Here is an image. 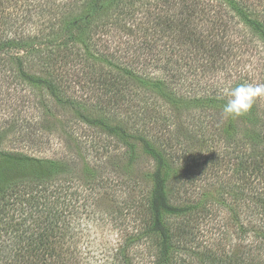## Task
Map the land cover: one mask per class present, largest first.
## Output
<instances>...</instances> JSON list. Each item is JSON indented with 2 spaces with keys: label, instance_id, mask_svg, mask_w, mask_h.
Listing matches in <instances>:
<instances>
[{
  "label": "trees",
  "instance_id": "obj_1",
  "mask_svg": "<svg viewBox=\"0 0 264 264\" xmlns=\"http://www.w3.org/2000/svg\"><path fill=\"white\" fill-rule=\"evenodd\" d=\"M254 47L264 60V0H0V71L37 115L2 135L59 146L0 147V264H264V98L222 111L226 89L264 83V61L258 75L242 58ZM178 149L219 178L214 199L180 186L174 201ZM141 157L135 225L95 257L81 214L111 223L113 183L143 182L110 174Z\"/></svg>",
  "mask_w": 264,
  "mask_h": 264
},
{
  "label": "rangeland",
  "instance_id": "obj_2",
  "mask_svg": "<svg viewBox=\"0 0 264 264\" xmlns=\"http://www.w3.org/2000/svg\"><path fill=\"white\" fill-rule=\"evenodd\" d=\"M246 53L248 54L243 55L242 58L249 59L245 63L248 67L255 68L254 73L259 75L260 65L264 61L263 54L260 53L259 49H257L256 47ZM2 66L3 65L0 64V69L2 68ZM11 73L5 70L0 71V138H4L3 144L2 146L0 145V147L7 149H17L21 147L20 149L41 157L56 156L59 152V146L56 142V134L54 132L51 133L47 131L48 133H46V136H49L51 139L50 145L49 143L44 144L43 148H39L36 146L28 147L26 144L23 145L22 141L14 140L12 133H9L8 137L2 135V129L4 127H7L5 123L9 121V119H13L14 121L16 120V127L14 128L16 130L20 123H22L23 127L25 128L30 127V125L33 127V121H35V118L37 116L36 112H33V109L36 111V99H34V94L32 91H30V87L20 89L18 85H15L14 82H12L13 77H11ZM41 92L42 91H40L39 89L40 94ZM68 118L69 116H66L65 119H67L68 121L70 119ZM9 138H11V140H9ZM2 139H0V141ZM173 161L176 163L175 166H177V172L175 174L174 182L171 187V191H174V201L178 202L182 199V189H190L189 191H186L184 193L186 197H189V193L191 191L193 192L197 189L196 192L202 190L203 196L205 198H208L210 200L215 198L219 190V178L210 175L205 177V180L203 181L196 179V176H194L197 168L195 165L196 163L194 162L192 157H188V154H184L180 149L175 151ZM149 168H151V162H149L148 160H144L143 157H141L132 165V167H129L127 170H125L126 174L109 173L113 178V175H122L121 177L126 179V175H128V172L130 171L131 175L138 176L143 182V187H141V184L140 188L137 185L134 186L135 184L133 181L130 183L120 182L118 185L113 183V189L110 191V196L113 198V200L110 202V204L116 209H119V207H121V210L123 211H121L120 213L118 212V215H116V217L111 214V216H113L111 223L100 221L97 222L96 220L94 221L93 219L97 216L95 212L91 214L89 218H85L84 215L81 214L82 223L80 226V234H84L82 240H86V243H89L90 240H92L93 242H95V246L99 243L102 244L101 247H97L93 250L95 257H99V254L101 252H104V245H110L114 243L118 239V236H120L119 234L122 232V230L126 231L125 229H129L133 225H135V220L137 218L134 217L135 207L133 205L137 204L138 199L136 200V198L138 197V195H140L142 192L144 195L145 187L147 185L145 174L149 170ZM228 173L229 172H226V175ZM228 176H230V174ZM180 186L183 187L182 189L178 190ZM197 186L199 187L197 188ZM133 187L136 188L133 189ZM141 188L143 189V191ZM110 209L111 208H108V210ZM218 214L219 217L217 219L219 220L223 217L228 218V216H230L227 207L223 205L222 208H220V212ZM204 228H207L209 230L207 225L204 226ZM218 234V231H216L214 235L217 236ZM208 236L209 235H205V237Z\"/></svg>",
  "mask_w": 264,
  "mask_h": 264
},
{
  "label": "clouds",
  "instance_id": "obj_3",
  "mask_svg": "<svg viewBox=\"0 0 264 264\" xmlns=\"http://www.w3.org/2000/svg\"><path fill=\"white\" fill-rule=\"evenodd\" d=\"M228 97L223 106L226 117L246 114L257 99L264 98V83H243L225 90Z\"/></svg>",
  "mask_w": 264,
  "mask_h": 264
}]
</instances>
